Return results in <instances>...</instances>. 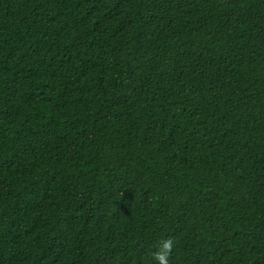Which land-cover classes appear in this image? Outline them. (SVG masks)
<instances>
[{
	"label": "trees",
	"instance_id": "trees-1",
	"mask_svg": "<svg viewBox=\"0 0 264 264\" xmlns=\"http://www.w3.org/2000/svg\"><path fill=\"white\" fill-rule=\"evenodd\" d=\"M264 264V0H0V264Z\"/></svg>",
	"mask_w": 264,
	"mask_h": 264
},
{
	"label": "clouds",
	"instance_id": "clouds-1",
	"mask_svg": "<svg viewBox=\"0 0 264 264\" xmlns=\"http://www.w3.org/2000/svg\"><path fill=\"white\" fill-rule=\"evenodd\" d=\"M175 241L173 238H161L155 246V251L152 252V259L156 264H170Z\"/></svg>",
	"mask_w": 264,
	"mask_h": 264
}]
</instances>
